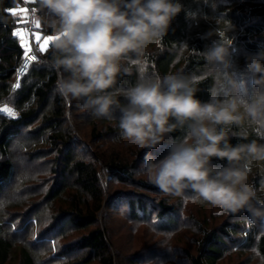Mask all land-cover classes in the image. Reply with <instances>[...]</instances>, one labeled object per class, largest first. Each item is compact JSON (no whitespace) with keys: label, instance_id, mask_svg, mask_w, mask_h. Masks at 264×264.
Returning a JSON list of instances; mask_svg holds the SVG:
<instances>
[{"label":"trees","instance_id":"1","mask_svg":"<svg viewBox=\"0 0 264 264\" xmlns=\"http://www.w3.org/2000/svg\"><path fill=\"white\" fill-rule=\"evenodd\" d=\"M27 1L34 6V0ZM180 2L184 10L171 21L159 45L149 46L146 52L149 72L161 77L204 73L200 53L220 40L217 21L223 18L233 26L228 33L233 69L245 91L241 70L246 56L264 51V0ZM22 3L0 0V105L9 102L19 110L16 118L0 113V264H122L102 219L111 212L112 200L118 201L132 222L167 233L179 231L178 226L189 228L193 249L181 254L190 264H252L254 255L264 264V229L248 226L245 212L222 214L201 202L187 212L177 199L163 196L138 174L146 150L121 138L116 120L95 118L79 102H68L58 94V74L46 65L45 52L39 51L40 59L15 87L24 48L14 35L21 25L12 10L23 7ZM222 28L226 30L227 25ZM40 30L47 34L42 25ZM135 80V75L122 77L119 86L127 87ZM212 86V79L202 80L198 98L207 101ZM247 90H252L250 82ZM79 121L89 130L91 147L75 136ZM239 142L240 137L233 135L231 143ZM106 176L133 190L113 199L105 187ZM250 180L259 188L264 164L254 167ZM258 195L264 200V191ZM207 208L215 210L216 217L204 214Z\"/></svg>","mask_w":264,"mask_h":264},{"label":"clouds","instance_id":"2","mask_svg":"<svg viewBox=\"0 0 264 264\" xmlns=\"http://www.w3.org/2000/svg\"><path fill=\"white\" fill-rule=\"evenodd\" d=\"M34 6L36 22L51 38L45 63L58 74L56 91L95 118L116 120L119 136L146 150L139 175L182 205L245 212L248 226L264 229L258 195L264 180L259 188L250 180L254 167L264 164V51L246 56L242 91L228 36L233 26L221 18L220 40L200 53L204 73L161 77L149 72L146 52L184 10L180 0H34ZM133 75L135 83L119 86ZM204 79L213 80L207 101L197 96ZM233 135L242 142L231 143ZM161 145L166 151L157 157Z\"/></svg>","mask_w":264,"mask_h":264},{"label":"rangeland","instance_id":"3","mask_svg":"<svg viewBox=\"0 0 264 264\" xmlns=\"http://www.w3.org/2000/svg\"><path fill=\"white\" fill-rule=\"evenodd\" d=\"M31 1V0H29ZM28 2V1H27ZM23 7H16L15 9H28L27 23L21 22V17H19V23L21 28L26 29L29 33L28 36V45L31 49L29 52L35 54L37 56V62L40 59L39 55V47L38 43L35 39V33H40L41 41L43 38H46L47 34H44L40 29L41 26L37 27L36 24V16L37 12L35 11V7L31 4L22 3ZM34 7V8H33ZM32 25L34 28H32ZM20 28V29H21ZM35 62L28 59L27 63H24L23 60L19 65L15 78V87L20 84L21 77L28 71L32 64ZM4 109H10L16 113V117L19 116V110L16 109L9 102H3L0 105V113L7 117H13L9 114V112L4 111ZM72 114V113H71ZM79 128V129H78ZM75 136L79 141L86 143L89 147H91L88 142V131L86 125H82L81 121L77 122L75 127ZM99 148H105L104 146H100ZM166 151V146L161 145L158 149L154 150V154H159L163 156ZM45 176V174H44ZM43 176V177H44ZM49 176V175H48ZM105 187L109 193V196H113L112 198L122 193L123 191H127L132 189L133 187H129L126 185H121L117 182H111L108 176L105 178ZM109 197V198H110ZM111 212H108L106 216H103L102 219L106 220L108 228L110 229V235L113 236V246L116 247V250L120 252V257L118 258V262L122 264H190L187 257L182 255L181 252L186 251L187 249H193V234L189 228L179 227L175 233H172V238L168 241L167 244H164L169 233L161 232L158 229L156 230L150 224H141L132 222L129 220L125 214L123 213V207L118 203L117 200H112L111 202ZM198 205L195 203H188L183 205V207L188 211L191 209L196 210ZM215 210L205 209L203 213H207L210 218L216 217L213 215ZM185 217V216H184ZM181 228V229H180ZM178 247V248H177ZM173 248H177V252L172 253ZM114 250V248L112 247ZM236 259V256L232 257ZM233 261V260H232ZM228 262V261H227ZM226 262V263H227ZM260 258L258 255H254L252 257V264H259ZM98 264V262L93 263Z\"/></svg>","mask_w":264,"mask_h":264},{"label":"snow or ice","instance_id":"4","mask_svg":"<svg viewBox=\"0 0 264 264\" xmlns=\"http://www.w3.org/2000/svg\"><path fill=\"white\" fill-rule=\"evenodd\" d=\"M13 13L15 15H18L21 17V22L22 23H27V16H28V9L27 8H22V9H13L12 10ZM37 24V27H39L38 23L36 22ZM15 36L19 37L20 40H21V44L24 48V56L27 58V59H30L31 61L35 62L37 60V56L33 55V56H29V51L31 50L29 48V45H28V36H29V33L27 32L26 29H18L15 33H14ZM35 39L38 43V47H39V50L41 52H47V49H48V42L51 38L49 37H46V38H43V40L41 41V36H40V33H35ZM19 85H17L16 87H18ZM4 111L6 112H9L10 115L13 116V118H16V113L10 109H4ZM0 207H2V205H0ZM53 243V246H54V242Z\"/></svg>","mask_w":264,"mask_h":264},{"label":"built area","instance_id":"5","mask_svg":"<svg viewBox=\"0 0 264 264\" xmlns=\"http://www.w3.org/2000/svg\"><path fill=\"white\" fill-rule=\"evenodd\" d=\"M23 3H27V4H28L27 0H23ZM32 28H34L33 25H32ZM33 55H35V54L29 52V56H33ZM35 56H36V55H35ZM22 60H23L24 63H27V62H28V59H27L25 56L23 57ZM29 60H30V59H29Z\"/></svg>","mask_w":264,"mask_h":264}]
</instances>
